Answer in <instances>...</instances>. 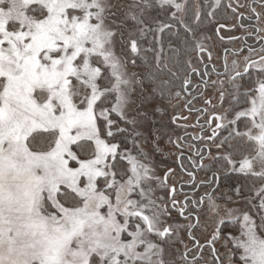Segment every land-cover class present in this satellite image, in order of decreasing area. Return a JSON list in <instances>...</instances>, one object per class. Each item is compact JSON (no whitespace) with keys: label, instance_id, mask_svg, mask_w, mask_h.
I'll list each match as a JSON object with an SVG mask.
<instances>
[{"label":"snow or ice","instance_id":"6c2138e0","mask_svg":"<svg viewBox=\"0 0 264 264\" xmlns=\"http://www.w3.org/2000/svg\"><path fill=\"white\" fill-rule=\"evenodd\" d=\"M206 7L193 25L187 0H0V264H199L205 247L213 264H264V43L213 68L221 107L201 164L253 181L252 195L235 189L246 207L210 191L178 200L175 170L161 174L155 159L163 136L151 117L209 75L188 58L212 60L201 17L213 23L224 5ZM249 8V35L264 42V0Z\"/></svg>","mask_w":264,"mask_h":264},{"label":"flooded vegetation","instance_id":"af4514ba","mask_svg":"<svg viewBox=\"0 0 264 264\" xmlns=\"http://www.w3.org/2000/svg\"><path fill=\"white\" fill-rule=\"evenodd\" d=\"M253 4H254V0H250L247 8L249 14L246 13L245 11H242L241 8H236V12L233 13L231 9L226 7L224 12L225 15L222 17V20L220 22L226 25V27L222 29L226 34H222L221 32L222 30L220 31L219 35L216 34L218 39H220V36L224 37L223 40L221 39L220 40L225 44V47L221 52V60L219 62L220 63L219 65H216L214 61V53L212 51H211L212 52L211 61L207 60V53H203L206 55V59L204 60L203 58V63L199 58L201 56L203 57V54L195 52L191 58L193 62L196 54V56L199 59V65L197 66L193 65V67H197L201 73L207 71L209 75L201 76L199 74H196L192 76V84L190 88L186 92L182 91L183 98H180L181 100L180 109L184 107L185 114L181 115V113H177L175 115V122L178 125L176 133L181 143V145L179 144L181 151L180 154L177 156L176 168L179 171V173L183 174L185 177H188L189 179V180L177 181V194H181L183 196V199L185 196H188L190 200H196L200 196H203L204 193L206 192V191H202L203 189H207V191L214 192L216 194L218 189L224 188V186H221L222 174L220 173V171L217 172V175L215 177L212 174L213 172L217 171L218 166L213 168L211 172L208 171L207 169L201 168L202 163L207 164L208 162L209 146L212 145V142L206 139L207 136L211 135V128L208 126L206 121L209 120L212 114H209V109L207 108V106L204 105L198 106L196 105L195 102L197 100H202L205 97V94L207 93L208 90L207 88L209 86H212L211 81L214 80V78L216 80L217 75L216 72L213 71V68L215 67L216 70L222 71V65L225 56H227L228 60L231 61L232 58H240L232 54L236 50L244 49L242 55H246L248 54L247 46L251 45L259 49L261 47V44L264 43L258 41L255 35H249V33L254 32L255 27L259 26L258 21L250 13L249 6ZM255 6L257 8L259 7L258 2L255 3ZM241 13H243L242 16L240 15ZM233 16L236 17L237 19V21H235L234 23L231 18ZM220 23L215 25L214 31L219 26ZM233 25H235V27H232ZM229 37H236L237 39H229ZM235 45L240 47L235 48ZM226 49L228 50L227 52L225 51ZM255 57L256 56L253 55L252 58L257 60L259 59L258 56L256 58ZM205 81H207V87L204 86ZM189 101H191V103H188ZM206 101H210V103H206ZM204 102L207 105H211V99L209 97H205ZM187 121L190 122L187 123ZM181 125H185V126H181ZM213 148L214 146H212V149ZM211 154H213V151H211ZM188 172L193 173L195 177L194 181L192 180L191 177H189ZM201 181H205L207 183L201 185ZM228 190L230 191V188H228ZM228 224L229 223H227L225 226V231L234 232V230H229L227 228ZM198 233L199 231L196 234L200 236ZM217 247H219V245H217ZM189 248H192L191 242H189ZM196 255L199 264H213V261L211 260V252L207 247L203 249L202 254L198 250H196ZM200 255L203 256V259H199ZM189 260L190 261L192 260L191 254L189 255Z\"/></svg>","mask_w":264,"mask_h":264},{"label":"rangeland","instance_id":"374dc122","mask_svg":"<svg viewBox=\"0 0 264 264\" xmlns=\"http://www.w3.org/2000/svg\"><path fill=\"white\" fill-rule=\"evenodd\" d=\"M193 1L197 9H200V3L201 0H187V7L189 5V2ZM250 0L244 1V0H227V3H231L233 7L235 8H241L242 11H245L246 13L249 14V11H247L248 5H249ZM246 3V4H244ZM243 5L244 7H240ZM259 10V7L257 8ZM233 23L237 21L236 17H231ZM222 18L219 20L216 19L213 23L209 24L207 23V29L203 30L199 35L201 36H209L211 37V40H205L204 43L205 45L214 53V61L216 65H219L220 60H221V52L223 48L225 47V44L218 39L216 36V33L214 31L215 25L220 23ZM222 34H226L223 30L221 31ZM240 46H236L235 48H239ZM247 55V54H246ZM257 57V56H256ZM255 57V58H256ZM204 60L206 59V55L203 54ZM232 59H240V58H232ZM192 60V59H191ZM193 65L197 66L199 65V59L195 54V58L193 61ZM217 79V78H216ZM215 80V78H214ZM207 93L205 94V97H209L211 99V105H207L204 102V98L202 100H197L195 103L196 105H204L207 106L209 109V114H213L214 111H218L221 107V102L219 99V93L217 91V87L212 85L207 88ZM180 89L174 90V91H179ZM182 91L181 95L179 98H175L171 101V104L168 105L166 113L161 111L160 113H157L155 116L151 117V120L156 121V127L160 129L161 135L163 136V140L161 143V148H162V153L156 156V160L158 162V170L160 171L161 174H163V171H165L168 167H171L175 169L174 175L170 177L169 179V184L175 183L177 187V181L179 180H189L188 177H185L183 174L179 173V171L176 168V163H177V156L180 154L181 148L179 144L181 145L179 138L177 137V123L175 122V115L177 113H181V115L185 114L184 107L181 108V100L180 98H183L182 96ZM167 103V102H165ZM226 103V102H225ZM174 118V119H173ZM180 121V120H177ZM190 121H187L189 123ZM185 126V125H181ZM169 138H171V143L169 142ZM213 154L212 156H217L218 153L215 149V147L212 149ZM230 170V166L227 167V169L224 171L220 170L221 174L227 173ZM204 176V174H203ZM202 191H207V189H203ZM228 187H224L223 189H218L216 192L215 196L217 197H222V199H219L217 203L221 205H226L228 207H240L244 208L246 207L245 201L237 196L236 194L228 192ZM166 194V193H162ZM252 195V194H251ZM249 196V195H246ZM231 198V199H229ZM177 199L181 200L183 199V196L181 194H177ZM175 215V213H174ZM210 215V214H209ZM221 215H223V211L221 212ZM215 227L214 223L211 221V219L206 220L205 226L199 229V235L203 238V236L207 233H210L212 229ZM231 232V231H229ZM238 234V232L236 233ZM185 241L188 243L187 237H185ZM177 255L180 252L184 251L183 246L177 245Z\"/></svg>","mask_w":264,"mask_h":264},{"label":"trees","instance_id":"16d2710c","mask_svg":"<svg viewBox=\"0 0 264 264\" xmlns=\"http://www.w3.org/2000/svg\"><path fill=\"white\" fill-rule=\"evenodd\" d=\"M209 2H210V0H201L200 10L202 12L208 11V8L206 6ZM222 4L224 5V7L217 12L216 19H218V20L225 15L224 12H225V9L227 7V0H222ZM195 11H196L195 4L193 1H190L189 5H188L187 19H188V22L192 23L193 25H195ZM201 19L203 20V23L200 24L198 35L203 30L207 29V27H208L207 26V23H208L207 19L204 16H202ZM182 36H183V31L181 30V36L180 37L172 36L171 39L173 41H177L178 39L182 38ZM194 53L195 52H191L190 56L188 58L191 59L192 56L194 55ZM178 85H179V81H177V87L174 88L173 91L179 89ZM217 166L221 171H223V170L225 171L228 167V165H226L223 161H220L216 165V167ZM252 183H253V181L246 178L242 173H240L238 171H230V172L222 174V176H221V186L230 188V192L233 194H235V189L237 186L243 185V186H245V188H244L245 195H251L252 193L249 191V187L251 186ZM227 228L229 230H234L235 234L238 232L237 231L238 225H236V224L229 223Z\"/></svg>","mask_w":264,"mask_h":264}]
</instances>
